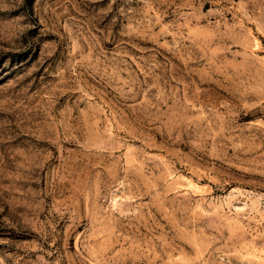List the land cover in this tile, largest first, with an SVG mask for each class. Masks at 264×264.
Masks as SVG:
<instances>
[{"label": "rangeland", "instance_id": "obj_1", "mask_svg": "<svg viewBox=\"0 0 264 264\" xmlns=\"http://www.w3.org/2000/svg\"><path fill=\"white\" fill-rule=\"evenodd\" d=\"M0 264H264V0H0Z\"/></svg>", "mask_w": 264, "mask_h": 264}]
</instances>
